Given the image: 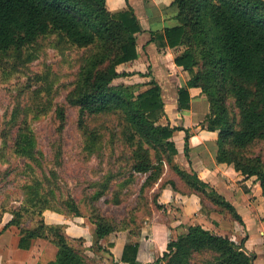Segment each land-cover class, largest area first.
I'll list each match as a JSON object with an SVG mask.
<instances>
[{
    "label": "trees",
    "instance_id": "obj_1",
    "mask_svg": "<svg viewBox=\"0 0 264 264\" xmlns=\"http://www.w3.org/2000/svg\"><path fill=\"white\" fill-rule=\"evenodd\" d=\"M173 4L179 24L165 29L161 37L171 48L183 47L175 64L190 75L187 84L177 90L178 109L189 108V88L201 90L209 109L200 127L218 133L216 161L232 165L246 179L255 177L264 198V161L248 153L254 144L264 142V0H173ZM141 31L130 8L111 13L106 0H0V53L30 46L50 33L88 51L65 104L55 108L59 130L65 124L67 106L79 110V128L92 141L97 134L88 131L85 119L115 115L124 122L127 140L136 145L133 170L148 174L142 189L160 178L162 152L189 192L207 198L217 213L243 224L233 204L196 173L172 164V157L178 153L173 133L185 132L187 156L189 130L158 123L165 116L159 84L151 79L146 84L149 87L138 92V84L114 83L133 75L116 69L138 58L136 34ZM21 130L15 140L16 150L31 158L33 139ZM149 149L158 151L156 164ZM37 203L44 204L41 199ZM67 207L68 216H82L74 201ZM47 209L50 207L41 204L34 227H23V215L16 213L4 228H18L20 249H29L35 239L55 245V259L46 264H95L85 255L82 239L70 240L63 225L44 222L42 212ZM91 222L95 225L92 247L97 250L102 248L100 240L111 233H135L126 226L115 227L98 213ZM138 248V243H127L119 264H138ZM253 258L243 239L236 243L196 224L172 237L162 255L150 264H253Z\"/></svg>",
    "mask_w": 264,
    "mask_h": 264
},
{
    "label": "rangeland",
    "instance_id": "obj_2",
    "mask_svg": "<svg viewBox=\"0 0 264 264\" xmlns=\"http://www.w3.org/2000/svg\"><path fill=\"white\" fill-rule=\"evenodd\" d=\"M87 53L56 33L22 49L0 53V227L17 217L16 213L23 215V227L36 226L41 204L68 216L67 203L74 201L92 236L95 225L91 219L96 213L117 228L126 226L137 232L147 223H161L170 214L171 220L179 215L175 203L159 202L165 189L173 196L194 195L201 210L216 212L207 198L188 191L162 152L160 178L142 189L148 174L133 170L136 145L127 140L124 122L115 115L85 119L88 131L97 134L95 141L79 128L77 108L66 107L65 124L62 130L58 129L55 108L65 104ZM229 105L233 107L232 101ZM158 123L168 121L162 115ZM20 129L33 139L31 158L16 150ZM149 152L156 164L158 151ZM248 153L264 161V142L254 144ZM172 164L188 167L185 156L178 153L172 157ZM39 199L44 204L37 203ZM219 215L234 221L227 214ZM240 239L236 238V243ZM47 247L51 256L52 248Z\"/></svg>",
    "mask_w": 264,
    "mask_h": 264
},
{
    "label": "crops",
    "instance_id": "obj_3",
    "mask_svg": "<svg viewBox=\"0 0 264 264\" xmlns=\"http://www.w3.org/2000/svg\"><path fill=\"white\" fill-rule=\"evenodd\" d=\"M106 6L111 13L130 8L142 28L136 34L138 58L117 66L118 73L133 74L122 78L125 79L123 82L138 84L143 89L149 87L146 84L151 79L159 84L165 118L170 127L189 130L187 156L184 153L185 132L173 133L178 155L183 154L188 165L180 167L181 170L196 173L200 180L233 204L243 224L226 220L214 211L201 210L196 196H173L169 189L162 191L159 202L175 203L180 209L177 217L171 220L169 213L164 222L147 223L134 234L129 231L114 232L100 240L101 250L92 247L93 236L83 216L73 217L45 210L44 222L63 225L70 240L82 239L85 255L95 264H119L127 243L139 244L138 264L153 263L166 250L172 237L186 232L187 226L196 224L215 234L228 236L235 242L241 237L245 249L254 257L253 264H264V198L259 183L255 177L246 179L232 165L216 161L218 133L200 127L209 107L199 88H189V108L178 109L177 90L187 84L190 75L175 64V58L182 53L183 47L171 48L164 44L161 37L165 29L179 24L173 0H106ZM4 227H0V264H46L55 259L57 248L49 241L35 239L29 249H20L18 228ZM47 246L52 248L51 256Z\"/></svg>",
    "mask_w": 264,
    "mask_h": 264
}]
</instances>
